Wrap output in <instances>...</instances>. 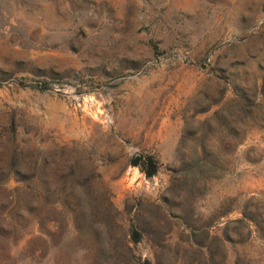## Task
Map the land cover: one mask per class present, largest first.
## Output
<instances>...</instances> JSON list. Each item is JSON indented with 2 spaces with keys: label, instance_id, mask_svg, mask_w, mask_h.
<instances>
[{
  "label": "rangeland",
  "instance_id": "obj_1",
  "mask_svg": "<svg viewBox=\"0 0 264 264\" xmlns=\"http://www.w3.org/2000/svg\"><path fill=\"white\" fill-rule=\"evenodd\" d=\"M0 264H264V0H0Z\"/></svg>",
  "mask_w": 264,
  "mask_h": 264
},
{
  "label": "trees",
  "instance_id": "obj_2",
  "mask_svg": "<svg viewBox=\"0 0 264 264\" xmlns=\"http://www.w3.org/2000/svg\"><path fill=\"white\" fill-rule=\"evenodd\" d=\"M141 158L140 157H137V158H134V160L132 161V165H135V166H139L141 167V171L147 176V177H151L153 176L155 173H156V167L152 161V159L150 157L147 158V161L149 163V168L148 165H146L145 163L142 164L140 161Z\"/></svg>",
  "mask_w": 264,
  "mask_h": 264
}]
</instances>
